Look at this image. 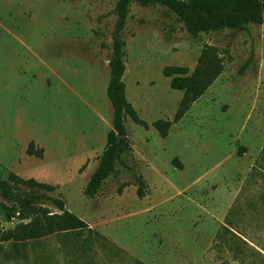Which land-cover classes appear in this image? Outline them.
<instances>
[{
	"label": "rangeland",
	"instance_id": "374dc122",
	"mask_svg": "<svg viewBox=\"0 0 264 264\" xmlns=\"http://www.w3.org/2000/svg\"><path fill=\"white\" fill-rule=\"evenodd\" d=\"M117 1L0 0V179L44 185L15 194L60 199L87 224L0 242V264H264V25L193 39L165 7L130 4L123 82L149 127L125 119L131 172L119 167L85 197L111 130ZM205 46L218 49L223 70L161 138L151 123L171 121L182 96L162 70L190 74ZM30 142L42 158L27 154ZM26 222L7 220L0 205L3 231Z\"/></svg>",
	"mask_w": 264,
	"mask_h": 264
},
{
	"label": "trees",
	"instance_id": "16d2710c",
	"mask_svg": "<svg viewBox=\"0 0 264 264\" xmlns=\"http://www.w3.org/2000/svg\"><path fill=\"white\" fill-rule=\"evenodd\" d=\"M132 3L141 6L158 4L165 7L183 24L185 31L193 39L198 38L202 33L207 34L226 29L244 30L249 25H264V2L262 0H118L114 9L116 20L111 35V53L108 59L109 79L106 88V96L112 108L111 130L107 135L106 146L98 158L97 167L84 187L83 193L87 198H94L98 195L107 179L117 178L119 167L130 172L132 170L129 165L132 148L125 119L128 117L145 129L149 127L139 118L133 106L127 101L123 82L125 61L121 33ZM222 70V59L218 49L214 46L203 48L190 74L188 69L182 66L163 68L162 75L170 78V88L181 91L182 96L171 121L158 119L151 123L161 138H165L172 124L180 121L191 105L205 94ZM42 153V149L34 148L33 142L28 144V155L42 158ZM134 181L137 185V195L141 198L145 194V183L138 176H134ZM20 184L45 187L32 180L24 181L15 177L9 181L0 179V197L12 203L10 207L0 204L5 210L7 220L16 218L19 221H27L7 231L2 230L0 223V242H24L54 233L87 228L86 222L68 211L60 199L46 198L44 194L34 192L23 196L15 194ZM42 200L48 201L56 212L42 207Z\"/></svg>",
	"mask_w": 264,
	"mask_h": 264
}]
</instances>
